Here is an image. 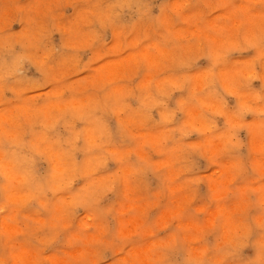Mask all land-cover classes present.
I'll list each match as a JSON object with an SVG mask.
<instances>
[{"label": "clouds", "instance_id": "1", "mask_svg": "<svg viewBox=\"0 0 264 264\" xmlns=\"http://www.w3.org/2000/svg\"><path fill=\"white\" fill-rule=\"evenodd\" d=\"M0 264H264V0H0Z\"/></svg>", "mask_w": 264, "mask_h": 264}]
</instances>
